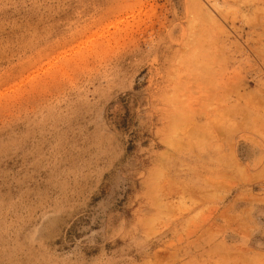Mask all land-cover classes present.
I'll return each instance as SVG.
<instances>
[{
    "label": "rangeland",
    "instance_id": "1",
    "mask_svg": "<svg viewBox=\"0 0 264 264\" xmlns=\"http://www.w3.org/2000/svg\"><path fill=\"white\" fill-rule=\"evenodd\" d=\"M0 264H264V0H0Z\"/></svg>",
    "mask_w": 264,
    "mask_h": 264
}]
</instances>
